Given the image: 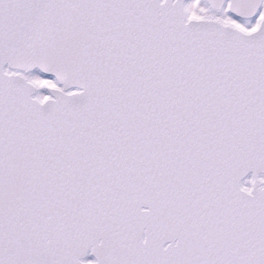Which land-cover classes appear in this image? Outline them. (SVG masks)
<instances>
[{
    "label": "snow or ice",
    "instance_id": "snow-or-ice-1",
    "mask_svg": "<svg viewBox=\"0 0 264 264\" xmlns=\"http://www.w3.org/2000/svg\"><path fill=\"white\" fill-rule=\"evenodd\" d=\"M0 264H264V0H0Z\"/></svg>",
    "mask_w": 264,
    "mask_h": 264
}]
</instances>
